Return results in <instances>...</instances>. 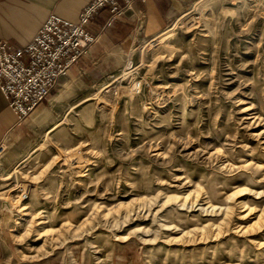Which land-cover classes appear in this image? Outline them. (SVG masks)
Masks as SVG:
<instances>
[{
	"label": "rangeland",
	"instance_id": "1",
	"mask_svg": "<svg viewBox=\"0 0 264 264\" xmlns=\"http://www.w3.org/2000/svg\"><path fill=\"white\" fill-rule=\"evenodd\" d=\"M153 38L4 145L1 264H264V0H194Z\"/></svg>",
	"mask_w": 264,
	"mask_h": 264
},
{
	"label": "crops",
	"instance_id": "2",
	"mask_svg": "<svg viewBox=\"0 0 264 264\" xmlns=\"http://www.w3.org/2000/svg\"><path fill=\"white\" fill-rule=\"evenodd\" d=\"M90 1L0 0V39L14 48H23L50 14L76 22L79 11ZM192 1L194 0L135 1L129 11L110 25L106 24L108 11H99L86 27L95 40L82 59L70 67L67 75L111 74L122 65L119 55L127 52L138 36L143 39L155 37L173 19L183 14ZM47 102L38 105L22 123H18L0 91V144L11 145L16 138H23L37 131L49 112ZM55 127L56 125L50 127L48 132ZM9 252L8 235L0 230V264L7 260Z\"/></svg>",
	"mask_w": 264,
	"mask_h": 264
},
{
	"label": "built area",
	"instance_id": "3",
	"mask_svg": "<svg viewBox=\"0 0 264 264\" xmlns=\"http://www.w3.org/2000/svg\"><path fill=\"white\" fill-rule=\"evenodd\" d=\"M135 1L146 0H91L79 11L76 22L50 14L32 40L20 49L0 39V91L18 123L47 100L58 79L67 76L70 67L93 44L95 39L86 29L92 18L106 9V24L110 25ZM154 40L150 38L148 42ZM4 150L1 143L0 159ZM21 197L27 200V194L22 193Z\"/></svg>",
	"mask_w": 264,
	"mask_h": 264
},
{
	"label": "bare ground",
	"instance_id": "4",
	"mask_svg": "<svg viewBox=\"0 0 264 264\" xmlns=\"http://www.w3.org/2000/svg\"><path fill=\"white\" fill-rule=\"evenodd\" d=\"M243 192L246 193V190H238V193H237V194H241V195H242ZM237 194H236V195H237ZM0 196H1V195H0ZM231 198H232V196L228 195L227 199L230 200ZM240 204H241V207H244V206H245V203H243V202H240ZM9 206H10V205H9ZM25 209H26L25 207H21L20 210H25ZM225 213H227V208L225 209ZM225 215H226V214H225Z\"/></svg>",
	"mask_w": 264,
	"mask_h": 264
}]
</instances>
